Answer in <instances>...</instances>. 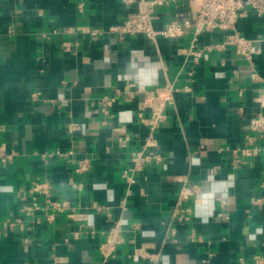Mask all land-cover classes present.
Wrapping results in <instances>:
<instances>
[{
  "label": "crops",
  "instance_id": "obj_1",
  "mask_svg": "<svg viewBox=\"0 0 264 264\" xmlns=\"http://www.w3.org/2000/svg\"><path fill=\"white\" fill-rule=\"evenodd\" d=\"M133 9L0 0V264H264V136L249 125L264 114V13L238 22L258 50L249 61L233 47L196 59L190 35L121 38L112 27ZM166 83L178 91L152 131L158 157L133 172L151 134L145 91ZM35 180L54 186L34 193ZM116 223L123 241L105 257Z\"/></svg>",
  "mask_w": 264,
  "mask_h": 264
},
{
  "label": "built area",
  "instance_id": "obj_2",
  "mask_svg": "<svg viewBox=\"0 0 264 264\" xmlns=\"http://www.w3.org/2000/svg\"><path fill=\"white\" fill-rule=\"evenodd\" d=\"M125 4L135 7L130 11L123 22L112 27V30L120 33L121 38L128 35L144 34L151 41L156 42L158 37L180 38L191 36V45L188 53L197 59L207 50L217 49L224 51L233 47L235 51L249 61L254 59L258 50L254 48V40L246 37L238 30V22L248 8L254 9L259 14L264 13V0H122ZM167 8L166 12L161 9ZM167 15L165 25L157 28L155 23ZM225 31V38L215 40L207 46H197L200 34L204 32ZM100 29H93L92 34L97 36ZM255 75V74H254ZM178 91L175 83H166L154 90L145 91L143 107L151 110V114L144 118L150 127L151 134L147 145L132 154V171H139L147 162L156 159L157 153L151 149L155 141L152 131L166 118L165 109L168 103H172L174 93ZM115 101L114 96H104L103 109L109 110ZM250 129L264 136V114L259 113L250 118ZM256 137L247 135V143L253 145ZM258 151L256 146L243 147L240 152L245 156H251ZM238 152V150H235ZM77 171L87 172L90 169V158L82 157L78 160ZM124 176L132 179L128 170H124ZM48 180H35L32 185L34 193L48 195L53 188ZM193 193L192 187H186L182 194L188 197ZM55 207L60 205L54 203ZM123 241L122 229L119 224L111 227L105 241L101 244V251L105 257H113L114 251Z\"/></svg>",
  "mask_w": 264,
  "mask_h": 264
}]
</instances>
